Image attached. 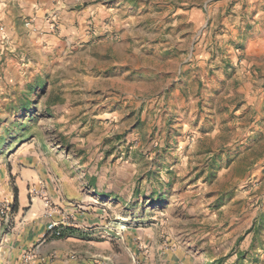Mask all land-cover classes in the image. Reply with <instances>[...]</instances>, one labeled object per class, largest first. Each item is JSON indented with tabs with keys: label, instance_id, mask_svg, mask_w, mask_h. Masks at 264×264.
<instances>
[{
	"label": "rangeland",
	"instance_id": "rangeland-1",
	"mask_svg": "<svg viewBox=\"0 0 264 264\" xmlns=\"http://www.w3.org/2000/svg\"><path fill=\"white\" fill-rule=\"evenodd\" d=\"M75 8L82 34L11 79L1 68L0 224L18 184L54 209L58 169L131 159L156 261L161 247L166 263L264 264V0Z\"/></svg>",
	"mask_w": 264,
	"mask_h": 264
},
{
	"label": "crops",
	"instance_id": "crops-1",
	"mask_svg": "<svg viewBox=\"0 0 264 264\" xmlns=\"http://www.w3.org/2000/svg\"><path fill=\"white\" fill-rule=\"evenodd\" d=\"M59 1L0 0V35L8 37V44L14 50L0 56V73L4 69L6 79L20 75L25 66L39 63L41 52L54 48L64 36L69 40L77 36L74 26L78 22L83 33L85 18L76 10L67 11L76 9L80 0L65 3L61 35L47 33L45 9ZM30 18H35L36 31L25 27ZM58 171L60 182L52 184L50 189L54 209L42 204L39 196H30L31 190L25 183L18 184L19 204L10 218L13 229L7 230L9 220L0 224V264H24L23 259L29 260V256L38 264L48 259L50 264H182L166 263V253L161 254V247H157V254L162 259L159 262L154 258L157 230L149 225L156 219L148 216L151 215L148 208L140 215L138 207L133 206L137 200L133 192L137 189L130 183L136 174L131 159L120 158L112 164L111 160L96 157L89 169L76 173L77 169ZM61 221L66 236L49 238L33 250L47 225ZM142 253L148 261L139 259Z\"/></svg>",
	"mask_w": 264,
	"mask_h": 264
},
{
	"label": "built area",
	"instance_id": "built-area-1",
	"mask_svg": "<svg viewBox=\"0 0 264 264\" xmlns=\"http://www.w3.org/2000/svg\"><path fill=\"white\" fill-rule=\"evenodd\" d=\"M65 3L61 0L55 3L53 6L48 7L45 9L44 18L48 23V31L49 34H54L56 36L61 35L62 28H61V14L64 10ZM25 27L31 30L36 31V24L35 18H30L25 23ZM8 37L4 34L0 35V45H1V54L3 55L5 52L11 50L10 45L8 44ZM2 215H6V212L3 210ZM5 223H8V219L5 220ZM62 224L63 222H51L47 225L45 229V233L43 234L44 239L48 238H59L62 237Z\"/></svg>",
	"mask_w": 264,
	"mask_h": 264
},
{
	"label": "trees",
	"instance_id": "trees-1",
	"mask_svg": "<svg viewBox=\"0 0 264 264\" xmlns=\"http://www.w3.org/2000/svg\"><path fill=\"white\" fill-rule=\"evenodd\" d=\"M14 205H13V208H12V210L13 211H15V209H17V207H18V193H17V188H14ZM66 230H63L62 231V237H65L66 236V232H65ZM218 264H222V263H218Z\"/></svg>",
	"mask_w": 264,
	"mask_h": 264
}]
</instances>
